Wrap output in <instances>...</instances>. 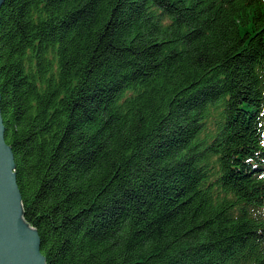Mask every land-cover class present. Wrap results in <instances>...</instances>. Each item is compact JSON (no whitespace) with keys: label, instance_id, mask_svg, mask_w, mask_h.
<instances>
[{"label":"trees","instance_id":"obj_1","mask_svg":"<svg viewBox=\"0 0 264 264\" xmlns=\"http://www.w3.org/2000/svg\"><path fill=\"white\" fill-rule=\"evenodd\" d=\"M0 94L46 264H264V0H5Z\"/></svg>","mask_w":264,"mask_h":264},{"label":"water","instance_id":"obj_2","mask_svg":"<svg viewBox=\"0 0 264 264\" xmlns=\"http://www.w3.org/2000/svg\"><path fill=\"white\" fill-rule=\"evenodd\" d=\"M5 0H0V8ZM1 102V94H0ZM0 264H46L38 232L24 219L15 159L0 107Z\"/></svg>","mask_w":264,"mask_h":264}]
</instances>
